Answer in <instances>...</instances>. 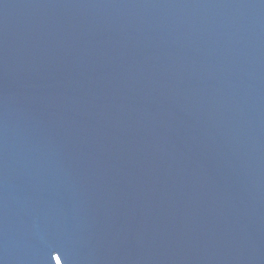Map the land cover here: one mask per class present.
<instances>
[{"label":"water","instance_id":"95a60500","mask_svg":"<svg viewBox=\"0 0 264 264\" xmlns=\"http://www.w3.org/2000/svg\"><path fill=\"white\" fill-rule=\"evenodd\" d=\"M0 264H264V0H0Z\"/></svg>","mask_w":264,"mask_h":264}]
</instances>
